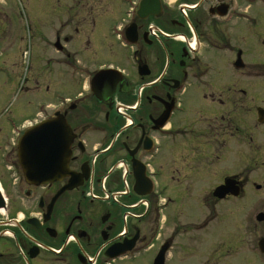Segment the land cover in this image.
Here are the masks:
<instances>
[{
	"label": "flooded vegetation",
	"instance_id": "1",
	"mask_svg": "<svg viewBox=\"0 0 264 264\" xmlns=\"http://www.w3.org/2000/svg\"><path fill=\"white\" fill-rule=\"evenodd\" d=\"M107 11L125 69L96 18L82 19L91 36L76 29L93 45L77 60L66 13L33 39L54 54L31 83L49 104L0 114V264H136L141 246L155 247L171 182L208 181L207 209L264 191V0H111ZM32 157L34 183L22 169ZM225 181L239 197H214Z\"/></svg>",
	"mask_w": 264,
	"mask_h": 264
},
{
	"label": "rangeland",
	"instance_id": "2",
	"mask_svg": "<svg viewBox=\"0 0 264 264\" xmlns=\"http://www.w3.org/2000/svg\"><path fill=\"white\" fill-rule=\"evenodd\" d=\"M110 1L89 0L87 4L88 0H0V114L5 117L28 115L34 112L30 110L31 106L34 107L37 103L49 104L50 101L39 100L45 98L42 86L37 90L38 95L31 83L38 76L40 68L43 72L48 71L44 66V58L54 54L42 41V36L40 39L36 37L35 41L33 39L40 30L47 29L49 25H56L60 29V24L67 19L66 13L71 15V30L64 34L73 35V42L68 43V48L75 52L77 60L82 62L83 56L91 53L93 45L91 48L85 45L83 37L76 40V29L78 33L91 36V22L82 19L96 18L99 29L95 33L99 35V40L108 41V51L115 52L114 57L112 56L113 62H117L120 69L128 66V63L122 61L118 50L120 47L113 45V40H108V26L113 23L112 18L117 16V13L110 15L107 11ZM67 7H72L70 14ZM90 7L92 15H89ZM47 38L51 37L44 39ZM100 48L102 47L94 49ZM99 55L98 63L107 61L102 60L108 57L106 50H100ZM89 56V64H97L92 54ZM44 81L49 83V79ZM49 97L51 91L48 100ZM193 183L188 188L186 182H171L168 195L160 197L159 205L162 208L166 203V208L161 209L159 216L154 217L153 229L149 230L155 247L149 251L141 246L136 264H152L158 247L164 242L170 243L165 264H204L209 256L212 260L209 258L206 264H264V258L259 254L256 245L259 237L264 235V227L262 223L254 220L259 211L257 197L262 198L264 191L254 190L255 193L247 201L233 200L230 203L214 204V207L207 209L209 198L206 193L209 182ZM217 183L220 184L221 181ZM187 193L190 196L185 200L186 196L183 195ZM210 210H213L212 215ZM247 217H250L252 223L248 229Z\"/></svg>",
	"mask_w": 264,
	"mask_h": 264
},
{
	"label": "water",
	"instance_id": "3",
	"mask_svg": "<svg viewBox=\"0 0 264 264\" xmlns=\"http://www.w3.org/2000/svg\"><path fill=\"white\" fill-rule=\"evenodd\" d=\"M146 4V1L143 2V4L141 5V10L145 9L144 6ZM131 30H129L128 32H132V28H130ZM134 29V28H133ZM131 42V39H128ZM50 123H47V126H45V129L49 128ZM42 129H44L43 126H40L38 128H35V130H37L38 132L41 131ZM29 155L33 156L34 152H29ZM22 169H23V173H24V177L27 181L29 182H38L36 181V179L38 178L36 172H35V159L32 157L29 161H25V163H22ZM137 184H136V188L134 189L138 195L143 196L144 192H140L137 189ZM240 192V188L236 185L235 181H225L224 184L222 186H219L218 188L215 189L214 191V197L221 200L224 199L227 195H231L233 197H237L239 195ZM257 221L258 222H262L264 221V215L259 214L257 216ZM168 244H165L164 246L161 247L160 252L158 253L157 257L155 258L153 264H164V257H165V253L168 249ZM258 250L261 254H264V239H261L258 242Z\"/></svg>",
	"mask_w": 264,
	"mask_h": 264
}]
</instances>
